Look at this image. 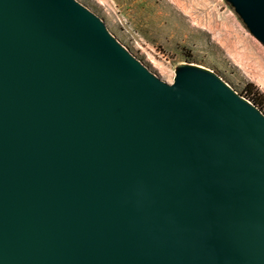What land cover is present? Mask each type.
<instances>
[{
  "label": "water",
  "instance_id": "water-1",
  "mask_svg": "<svg viewBox=\"0 0 264 264\" xmlns=\"http://www.w3.org/2000/svg\"><path fill=\"white\" fill-rule=\"evenodd\" d=\"M225 1L264 45V0ZM0 264H264V114L77 0H0Z\"/></svg>",
  "mask_w": 264,
  "mask_h": 264
},
{
  "label": "rangeland",
  "instance_id": "rangeland-1",
  "mask_svg": "<svg viewBox=\"0 0 264 264\" xmlns=\"http://www.w3.org/2000/svg\"><path fill=\"white\" fill-rule=\"evenodd\" d=\"M77 1L163 81L172 83L179 65H197L252 104L255 99L264 114V61L256 51L264 45L225 0Z\"/></svg>",
  "mask_w": 264,
  "mask_h": 264
},
{
  "label": "bare ground",
  "instance_id": "bare-ground-1",
  "mask_svg": "<svg viewBox=\"0 0 264 264\" xmlns=\"http://www.w3.org/2000/svg\"><path fill=\"white\" fill-rule=\"evenodd\" d=\"M179 11H180V10H179ZM232 28H233V26H232ZM230 29H231V28H230ZM232 30H233V29H232ZM236 33H237V32H236ZM238 38H239V37H238ZM240 39H241V38H240ZM244 44H245V42H244ZM248 45H249V43H248ZM249 47H250V46H249ZM249 47H248V48H249ZM245 48H247V47L245 46ZM248 48H247V49H248ZM250 48H251V47H250ZM252 48H253V47H252ZM252 48H251V51H250V49H249L250 52H252ZM247 51H248V50H247ZM256 51H257V55H258L257 57H259V54H260V55L262 56V57H261V56H260V57H261L263 60H262L261 58H260V59H261L262 61H264V52H263L259 47L256 48ZM256 51L254 50V52H256ZM252 53H253V52H252ZM258 59H259V58H258ZM261 60H260L259 62H261ZM260 66H261V68H262L261 63H260ZM260 66H259V67H260ZM257 67H258V66H257ZM257 67H256V68H257ZM259 67H258V68H259ZM261 68H259V69H261ZM260 72H261V71H260ZM263 72H264V71H263ZM263 72H261V73L263 74ZM260 75H261V74H260ZM262 76L264 77V75H262Z\"/></svg>",
  "mask_w": 264,
  "mask_h": 264
},
{
  "label": "trees",
  "instance_id": "trees-1",
  "mask_svg": "<svg viewBox=\"0 0 264 264\" xmlns=\"http://www.w3.org/2000/svg\"><path fill=\"white\" fill-rule=\"evenodd\" d=\"M253 101H254V104L259 108V110H262V106L261 105L259 106V104H257L255 99H253Z\"/></svg>",
  "mask_w": 264,
  "mask_h": 264
}]
</instances>
